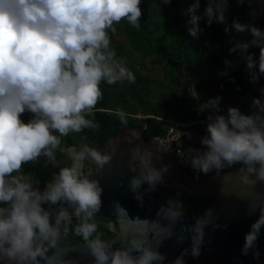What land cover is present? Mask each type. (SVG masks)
<instances>
[{
  "label": "clouds",
  "instance_id": "obj_1",
  "mask_svg": "<svg viewBox=\"0 0 264 264\" xmlns=\"http://www.w3.org/2000/svg\"><path fill=\"white\" fill-rule=\"evenodd\" d=\"M140 4L141 0H0V203L9 204L7 209L0 208V262L7 258L15 264H41V257L46 264H72L63 260L59 251L51 256L46 254L49 248H57L58 226L62 221L70 222L71 215L61 208L53 224L42 204L61 200L73 205L74 214L81 218L75 231L89 242L95 264H158L164 260L148 241L149 228L137 230L127 248L111 253L107 251L108 243L99 237L89 240L98 227L94 213L101 207L102 189L79 169L86 156L103 168L110 160L108 154L87 144L80 151L69 147L72 166L62 168L44 192L33 189L22 176L10 175L18 172L22 163L36 159L42 150L45 155H52V148L60 144L52 130L66 136L86 127L99 128L85 114H94L93 109L102 98L101 81L110 85L135 82L134 72L116 57L109 31L115 33L114 24L122 19L139 28ZM199 7L200 0H195L188 9L192 13L193 27L189 31L193 36L199 31L197 22L202 18L195 11ZM203 16L209 25L213 19L225 20L220 5L214 7L212 3L205 7ZM234 27L241 32L249 30L253 35L251 43L260 49L257 66L264 73V32L239 21H234ZM238 47L248 49L249 43ZM254 63L249 55L248 66L251 68ZM218 100L211 99L201 108L215 107ZM254 104L264 111L258 98ZM26 110L36 114L27 123L21 119ZM116 114L126 123L123 110L117 109ZM209 119L212 122L207 125L208 135L202 139L207 150L192 159V166L207 173L213 168L220 170L241 163L245 167L237 173L245 185L264 183V117L245 115L230 107L227 117L217 115ZM142 164L148 169L142 179L154 185L161 173L150 168L147 160L142 159ZM253 173L254 177L250 175ZM142 179L133 178V189ZM116 208L119 217L127 214L118 204ZM259 208L258 219L246 233L245 252L264 226V203ZM162 211L172 219L181 215L178 210ZM206 222L200 220L195 225L193 256L199 254L202 226ZM174 264H184V260L178 257Z\"/></svg>",
  "mask_w": 264,
  "mask_h": 264
},
{
  "label": "trees",
  "instance_id": "obj_2",
  "mask_svg": "<svg viewBox=\"0 0 264 264\" xmlns=\"http://www.w3.org/2000/svg\"><path fill=\"white\" fill-rule=\"evenodd\" d=\"M193 3L195 0H171V3L141 0L139 28L126 19L115 23V33L109 31L111 47L116 57L134 72L135 82L122 81L110 85L101 81L102 98L93 109L94 114H85L86 118L98 123L99 128L86 127L81 132L70 131L66 136H60L56 130H52L60 138V144L52 148V155H45L42 150L36 159L22 163L20 170L10 175L22 176L35 190L42 192L46 185L55 182L62 168L74 162L67 151L69 144L93 145L99 150L119 132L122 125L143 130L145 141L151 143L154 138L163 137L166 133V125L159 119L181 118L189 122L207 118L202 111L204 109L195 106L199 98L195 97L194 100L188 96L195 84L211 91L214 99L219 98L218 104L211 108V115L222 108L228 111L230 107H236L242 114L264 117V111L254 104L257 98L264 104V78L257 66L260 49L251 43L254 37L249 30L241 32L234 27V21H239L254 25L264 32V0L252 12L233 0H200V7L195 11L202 18L197 22L199 31L195 36L189 31L193 24L192 13L188 9ZM209 3L214 7L220 5L225 15L223 22L213 19L210 25L206 23L207 17L203 16V12ZM245 42L249 43L248 49L238 47ZM249 55L256 62L251 68L248 66ZM130 56L152 59L156 66H164L168 69L167 77L182 80L183 92L175 91L166 100L154 99L153 88L160 83L128 64ZM117 109L126 114V123L116 114ZM35 115L26 110L21 114V119L27 123ZM256 123L259 125L260 121ZM206 128L201 125L194 128L197 141L202 143L203 137L208 135ZM63 144L67 146L61 148ZM81 164L79 171L85 175L95 162L90 157L88 163ZM242 167L245 166L237 163L225 168L238 172ZM0 207L7 209L9 204L0 203ZM81 222V218L65 221L60 225V230L76 240L88 242L75 231ZM97 237L107 242L115 235L98 225L89 240Z\"/></svg>",
  "mask_w": 264,
  "mask_h": 264
},
{
  "label": "water",
  "instance_id": "obj_3",
  "mask_svg": "<svg viewBox=\"0 0 264 264\" xmlns=\"http://www.w3.org/2000/svg\"><path fill=\"white\" fill-rule=\"evenodd\" d=\"M99 151L108 154L110 160L103 168L95 163L85 175L97 181L102 189L101 207L94 213V219L115 235L106 242L109 253L127 248L137 230L149 228L151 247L165 257L158 264H174L178 257L184 260V264H264V226L253 246L244 251L246 233L260 215L259 204L264 203V183L254 187L245 185L233 170L192 174L159 142H146L143 130L127 125H122ZM142 159L161 173L154 185L142 179L148 171ZM250 175L254 177L255 174ZM133 178L142 179L135 189L132 187ZM117 204L126 210V215L119 217ZM42 207L49 211L53 224L61 208L68 210L71 219L79 218L74 214V206L65 200L55 204L44 202ZM162 209L178 210L181 215L172 219ZM200 220L207 222L202 226L199 254L193 256L194 229ZM60 225L57 248H49L46 254L51 256L59 251L61 258L72 264H95L96 257L89 242L64 234ZM161 229L167 231L161 232ZM38 259L41 264H46L43 258ZM0 264L15 262H8L5 258Z\"/></svg>",
  "mask_w": 264,
  "mask_h": 264
},
{
  "label": "rangeland",
  "instance_id": "obj_4",
  "mask_svg": "<svg viewBox=\"0 0 264 264\" xmlns=\"http://www.w3.org/2000/svg\"><path fill=\"white\" fill-rule=\"evenodd\" d=\"M263 0H243V3L240 2V0H233V2L240 7L244 8L248 12H252L253 10L259 8L262 5ZM128 64H132L134 67H136L138 70L141 71L146 76H150L154 78L156 81H158L160 84L155 85L153 88L152 96L156 100H162V99H169L173 92H183L184 86L182 84L181 79H172L166 76L168 73V69H166L164 66H156L153 63L152 59L144 60L140 57H129ZM261 76L264 78V73H261ZM189 97L194 99L195 97L199 98L200 101L195 102V106H197L198 109L201 110L202 102H205V104L213 98V93L211 91L205 90L203 87L199 85H194L191 92L188 94ZM263 99H264V93H263ZM195 100V99H194ZM212 107L203 108V113L209 117L212 113L211 111ZM139 117H142L139 115ZM199 142V141H198ZM197 142V143H198ZM201 143V142H199ZM67 144H63L60 147H66ZM75 147L76 150L80 151L82 149L81 145L76 144H69L67 147ZM89 147H94L93 145H90ZM182 147L189 151L190 147H187L186 144H183ZM95 148V147H94ZM90 159V156H86L81 163H88ZM73 164V163H72ZM72 164L69 165L72 166Z\"/></svg>",
  "mask_w": 264,
  "mask_h": 264
},
{
  "label": "built area",
  "instance_id": "obj_5",
  "mask_svg": "<svg viewBox=\"0 0 264 264\" xmlns=\"http://www.w3.org/2000/svg\"><path fill=\"white\" fill-rule=\"evenodd\" d=\"M201 113V111H200ZM217 115L228 116V111L225 108L218 110L216 114L210 115L212 119H215ZM209 116V117H210ZM209 117L200 119L197 121L186 122L183 119H159L163 121L166 125V133L163 137H156L153 141H157L161 144L164 150H167L170 154L178 157L181 166L192 174L205 173L198 168L192 166V159L195 157L186 151L182 145L191 146L196 143L197 135L195 132V127L198 125L207 127L212 121ZM207 131V128L205 129ZM219 170L213 168L206 174H214Z\"/></svg>",
  "mask_w": 264,
  "mask_h": 264
},
{
  "label": "crops",
  "instance_id": "obj_6",
  "mask_svg": "<svg viewBox=\"0 0 264 264\" xmlns=\"http://www.w3.org/2000/svg\"><path fill=\"white\" fill-rule=\"evenodd\" d=\"M197 139H196V143L191 145V146H187V147H190L189 148V153L193 156H197L199 154H202L204 151L207 150V146L204 145L203 143H197Z\"/></svg>",
  "mask_w": 264,
  "mask_h": 264
},
{
  "label": "flooded vegetation",
  "instance_id": "obj_7",
  "mask_svg": "<svg viewBox=\"0 0 264 264\" xmlns=\"http://www.w3.org/2000/svg\"><path fill=\"white\" fill-rule=\"evenodd\" d=\"M225 170H231V169L225 168Z\"/></svg>",
  "mask_w": 264,
  "mask_h": 264
}]
</instances>
